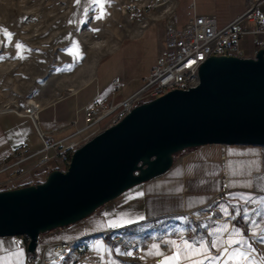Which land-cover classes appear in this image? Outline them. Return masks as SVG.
Returning <instances> with one entry per match:
<instances>
[{
    "label": "crops",
    "instance_id": "crops-1",
    "mask_svg": "<svg viewBox=\"0 0 264 264\" xmlns=\"http://www.w3.org/2000/svg\"><path fill=\"white\" fill-rule=\"evenodd\" d=\"M172 1L170 12L160 8L130 22L126 37L97 61L90 80L41 106L35 124L26 116L3 111L0 114V162L12 159L10 150L21 146L28 151L40 150L42 143L36 135L37 129L50 134L54 141H64L65 146L78 143L80 137L72 138V135L83 125L84 108L96 100L110 101L113 79L120 82L114 102L129 97L143 85V78L150 74L158 52L164 47L165 21L172 13L177 30L194 14L214 18L221 28L244 14L248 3V0H194L191 9L190 0ZM261 10L264 12V6ZM251 26V23L241 26L240 58L254 59L259 51L256 42H264V36L250 33ZM115 67L122 69L120 75L111 74ZM61 167L65 168L60 162H51L40 170L34 160H29L0 174V191L40 184L45 182L49 172L62 170ZM19 171L22 173L18 178ZM223 172L228 179L229 195L220 206L221 212L225 217L230 216L229 205H235L240 209L239 216L231 222L219 223L187 218L186 212L202 211L219 190L218 178ZM9 179L15 180L8 185ZM256 192L262 196L257 202L255 222H249L245 202ZM263 221L264 147L207 145L176 154L172 166L163 175L127 190L85 220L38 236V239L40 243L70 242L100 235L107 227L130 228L122 244H112V251L105 253L100 237L88 242L87 248L98 258L97 264H132L130 259L135 249L144 254V264H161L165 257L177 251L172 242L181 246L185 241L197 249L203 242L210 258L189 253L190 260L202 261V264H264V229L261 232L258 229ZM229 240L237 243L229 244ZM213 243L217 247L213 248ZM154 244L162 255L154 254ZM26 250L10 238H0V264H17L18 259L25 264ZM250 253L256 255L255 263L249 259ZM157 259L160 261L154 262ZM190 260H180L179 264H190Z\"/></svg>",
    "mask_w": 264,
    "mask_h": 264
},
{
    "label": "water",
    "instance_id": "water-1",
    "mask_svg": "<svg viewBox=\"0 0 264 264\" xmlns=\"http://www.w3.org/2000/svg\"><path fill=\"white\" fill-rule=\"evenodd\" d=\"M195 88L138 104L71 155L45 182L0 191V238L38 236L85 220L127 190L163 175L176 154L207 145L264 147V51L211 57Z\"/></svg>",
    "mask_w": 264,
    "mask_h": 264
},
{
    "label": "built area",
    "instance_id": "built-area-1",
    "mask_svg": "<svg viewBox=\"0 0 264 264\" xmlns=\"http://www.w3.org/2000/svg\"><path fill=\"white\" fill-rule=\"evenodd\" d=\"M172 0H144L141 3L128 4L123 8L124 13H129V19L134 21L152 11L167 7ZM264 0H248L244 14L228 23L224 27H217L216 20L212 17L197 16L193 17L180 30L176 29L175 15L169 16L165 21V41L164 47L156 57L154 68L150 74L143 78V85L129 97L114 102L119 91L120 82L113 79L114 86L111 92V100H96L83 110V125L77 128L72 135L80 137V141L74 145L65 146L64 141H54L50 134L37 129L38 139L42 143L38 151H28L23 146L10 150L9 156L12 158L0 162V174L6 173L13 167H19L29 160L35 161L37 169H45L51 162H60L65 168L68 166L71 155L80 145L84 144L102 131L120 123L124 117L138 105L154 100L169 91H186L195 88L199 83L198 71L205 61L211 57L232 56L240 58L239 41L242 34L241 26L244 23H251L250 33L252 35L264 36V12L261 10ZM191 9L194 8V0H190ZM256 49L264 51V42L257 41ZM41 106L36 101L29 100L13 108L4 109V112H13L17 115L26 116L34 124L37 115L41 111ZM22 171L18 172V178ZM226 174L223 172L218 178L220 182L219 190L205 204L202 211L186 212L187 218L193 220H213L219 222H231L235 216H239L238 206L229 205L232 212L230 216H224L221 212V205L225 203L229 195L227 191ZM15 179H9L10 185ZM261 193L254 195L247 200L246 205L249 210L248 221L255 222L256 212L259 208ZM261 232L264 229V221L258 227ZM130 228L107 227L100 235H89L81 239L70 242L60 243H40L36 242L33 254L28 256L25 264H97L98 258L93 257L89 251L88 242L102 238L106 251H112V244H122L128 237ZM13 243L27 249V240L19 237H10ZM250 253L249 259L255 263L257 257ZM132 264H144L146 259L141 250L133 251ZM160 259L154 262H159Z\"/></svg>",
    "mask_w": 264,
    "mask_h": 264
},
{
    "label": "rangeland",
    "instance_id": "rangeland-1",
    "mask_svg": "<svg viewBox=\"0 0 264 264\" xmlns=\"http://www.w3.org/2000/svg\"><path fill=\"white\" fill-rule=\"evenodd\" d=\"M142 1L102 0L97 19L93 0H0V112L29 100L44 106L84 86L126 37L133 21L123 8ZM171 4L162 8L170 12Z\"/></svg>",
    "mask_w": 264,
    "mask_h": 264
},
{
    "label": "snow or ice",
    "instance_id": "snow-or-ice-1",
    "mask_svg": "<svg viewBox=\"0 0 264 264\" xmlns=\"http://www.w3.org/2000/svg\"><path fill=\"white\" fill-rule=\"evenodd\" d=\"M94 3H96L97 5H99L101 7V15L97 16V19H102L103 15L105 14L103 12V8H102V0H93ZM77 3H79V0H77ZM95 31V30H94ZM9 37L11 36L10 33L7 34ZM18 49L23 48V45L21 44H17L16 45ZM77 59H79V55H78V49H77ZM20 58H23L22 56ZM262 240H264V237H262ZM174 247H177V251L171 256V257H165L162 261L161 264H179L180 260H190V256L189 253L192 256H199V255H204L205 258H210L207 255V251L205 249V246L203 244V242L199 243V248L197 249L196 247H194L193 245L188 244L186 241L181 245V246H176L175 242H172ZM229 244L231 243H237V241L234 240H229L228 241ZM212 247L215 248L217 247V244L213 243ZM152 248L155 250L154 254L156 255H162V253H160L158 251L157 245H152ZM186 250V251H184ZM127 255H131V253H126ZM18 256L20 254H17ZM17 264H22V260H17ZM190 264H202V261H197V260H190Z\"/></svg>",
    "mask_w": 264,
    "mask_h": 264
},
{
    "label": "trees",
    "instance_id": "trees-1",
    "mask_svg": "<svg viewBox=\"0 0 264 264\" xmlns=\"http://www.w3.org/2000/svg\"><path fill=\"white\" fill-rule=\"evenodd\" d=\"M66 170V168H64V169H62V170H59V171H65ZM43 183V182H42ZM8 190V189H7ZM5 191V190H4ZM22 238H24V237H22ZM24 239H26V238H24ZM28 256H31V254H28Z\"/></svg>",
    "mask_w": 264,
    "mask_h": 264
}]
</instances>
